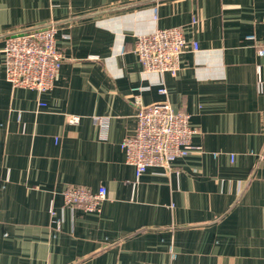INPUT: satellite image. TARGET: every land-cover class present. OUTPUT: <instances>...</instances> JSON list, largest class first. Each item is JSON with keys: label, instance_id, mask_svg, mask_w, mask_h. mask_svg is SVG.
<instances>
[{"label": "crops", "instance_id": "crops-1", "mask_svg": "<svg viewBox=\"0 0 264 264\" xmlns=\"http://www.w3.org/2000/svg\"><path fill=\"white\" fill-rule=\"evenodd\" d=\"M263 21L264 0H0V264H264ZM47 25L52 88L13 89L5 38ZM172 27L179 71L143 73L137 37ZM134 96L189 114L200 151L133 187ZM67 187H104L100 212L64 206Z\"/></svg>", "mask_w": 264, "mask_h": 264}, {"label": "built area", "instance_id": "built-area-1", "mask_svg": "<svg viewBox=\"0 0 264 264\" xmlns=\"http://www.w3.org/2000/svg\"><path fill=\"white\" fill-rule=\"evenodd\" d=\"M197 20L193 19L192 24ZM264 22V21H263ZM56 27L30 28L13 32L5 38L3 66L5 79L10 86L35 90L38 93L49 91L61 67L62 58L56 48ZM247 40L254 42L259 55L264 56V45L259 46L253 35ZM187 40L183 27L157 29L137 37L133 52L142 66L143 73L174 76L180 67V56ZM193 51L198 50L196 42L191 43ZM257 91L262 93V81L257 80ZM165 95L166 89L160 88ZM137 107L134 133L120 143L125 163L134 168L136 185L149 168L168 169L177 159L200 151L191 145L195 131L190 127V115L174 111L167 102L142 105L138 96L133 97ZM78 117L69 119L77 123ZM106 189L99 187L95 192L84 188L67 187L62 192L63 205L80 209L86 213L100 212L106 200ZM53 216L54 213L50 211Z\"/></svg>", "mask_w": 264, "mask_h": 264}]
</instances>
